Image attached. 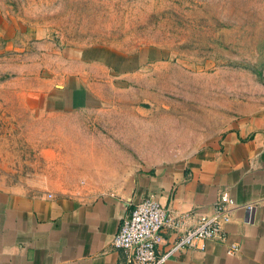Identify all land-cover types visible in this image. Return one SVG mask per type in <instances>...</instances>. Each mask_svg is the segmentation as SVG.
<instances>
[{
	"label": "rangeland",
	"instance_id": "obj_1",
	"mask_svg": "<svg viewBox=\"0 0 264 264\" xmlns=\"http://www.w3.org/2000/svg\"><path fill=\"white\" fill-rule=\"evenodd\" d=\"M1 27L8 189H120L264 106V0H0Z\"/></svg>",
	"mask_w": 264,
	"mask_h": 264
},
{
	"label": "crops",
	"instance_id": "obj_2",
	"mask_svg": "<svg viewBox=\"0 0 264 264\" xmlns=\"http://www.w3.org/2000/svg\"><path fill=\"white\" fill-rule=\"evenodd\" d=\"M222 191L248 205L233 209L227 224L240 250L230 255L223 243L206 240L204 248L171 251ZM150 194L171 222L156 246L159 264H264V106L235 116L187 157L139 169L120 189L83 198L0 186V264H136L112 239L122 217Z\"/></svg>",
	"mask_w": 264,
	"mask_h": 264
},
{
	"label": "built area",
	"instance_id": "obj_3",
	"mask_svg": "<svg viewBox=\"0 0 264 264\" xmlns=\"http://www.w3.org/2000/svg\"><path fill=\"white\" fill-rule=\"evenodd\" d=\"M247 207L237 204L232 195L222 191L210 213H201L196 225L187 229L174 242L171 251L183 246L205 247L206 240H215L225 245L227 254L240 250V243L231 239L227 224L232 220L233 209ZM171 224L166 208L153 194L141 198L130 212L122 217L119 228L112 239L114 247L129 251V261L136 264H159L156 246L164 226ZM179 226V223H174Z\"/></svg>",
	"mask_w": 264,
	"mask_h": 264
},
{
	"label": "bare ground",
	"instance_id": "obj_4",
	"mask_svg": "<svg viewBox=\"0 0 264 264\" xmlns=\"http://www.w3.org/2000/svg\"><path fill=\"white\" fill-rule=\"evenodd\" d=\"M146 136V135H145ZM165 136V135H164ZM137 139H138V137H137ZM165 139H166V137H165ZM148 140V139H147ZM142 141V140H141ZM145 141V140H144ZM152 143V142H151ZM154 144V143H153Z\"/></svg>",
	"mask_w": 264,
	"mask_h": 264
}]
</instances>
